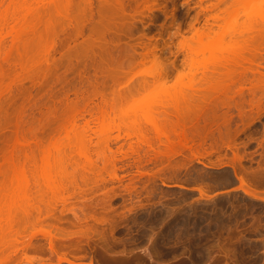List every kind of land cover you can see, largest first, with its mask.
Segmentation results:
<instances>
[{"label": "rangeland", "instance_id": "obj_1", "mask_svg": "<svg viewBox=\"0 0 264 264\" xmlns=\"http://www.w3.org/2000/svg\"><path fill=\"white\" fill-rule=\"evenodd\" d=\"M101 1L92 0V13L89 9L83 11L82 37H75L74 26L68 25L45 0L36 25L37 36H25L27 38L18 50L11 49L9 38L1 45L0 170L1 165L6 164L3 160L8 157L16 136L25 138L22 141H30L32 145L37 141L44 145L54 144L60 138L56 134L58 124L66 121L69 115H76L80 125H83V118L84 122L90 119L87 122L92 130L96 129L98 122L102 123L101 128L98 126L94 130L100 136L103 134L102 138L94 136V131L92 135L89 129L87 131L91 134H85L91 138L84 134L82 142L86 141L83 144L88 145V153L94 156L92 160L96 158L98 149H94L97 145L100 150L103 147L102 151L109 150L106 149L104 154L98 150L107 156V160L113 159L111 165L106 162L108 165L104 168L105 162L96 158L93 161L95 171L92 168L82 172L81 166L73 169L75 165L71 166V163L65 166L69 178L66 177L65 182L62 180L66 189L62 198L61 195H52L42 183L40 194H43L41 201L44 202L34 201L39 206V225L20 228L17 226L20 220H16L13 230L8 231L1 222V261L3 264H67L59 261L66 258L75 264H87L90 260L94 264H234L236 261V264H264V202L244 195L237 188L239 182L234 171L221 166L224 162L231 163L235 151L232 152L233 147L226 148V144L220 146L219 141L216 142L217 149L211 150L212 142L205 133L204 108L197 109L188 121H182L178 131L184 130V142L178 131H169L168 141L157 138L146 122L159 118L160 105L167 103L165 106H169L173 98L190 94L186 81L194 78L197 82L205 71L204 64H209V54L202 49L203 55L199 49L214 44L219 30L239 33L251 24L253 29L263 32L260 37H255L254 43L248 38L244 44L234 33L235 38L228 46L229 51L244 46L250 53L244 51L245 57L252 55L253 62L244 68L234 67L236 70H231L234 72L231 74L232 80L245 81L242 99L246 103L251 99L264 102V93L250 94L247 89L250 81L264 76V16H258L261 17V11L264 15V0H257L250 8L242 0H225L224 3L221 0L220 3L219 0H105L113 6L112 11L107 9L103 25H96V28L97 5ZM217 5L222 11H218ZM212 15H224L233 22L220 20V23ZM48 19L51 26L46 29ZM197 31L207 32V36L198 39L194 35ZM186 43L195 51L199 50L192 67L188 65ZM152 48L156 61L151 63V57L142 64V54ZM129 62L132 68H128ZM161 73H164L167 81L163 83L166 84L151 80L152 76L154 79ZM111 74L121 78L119 87L111 81ZM129 74L141 79L147 77V82L144 87L133 83L132 93L126 97L123 91L129 81L127 83L123 77ZM216 74V77L220 75ZM238 89L237 86L231 87L229 93L236 100ZM94 107H102L104 119L102 114L98 115L102 109L98 111ZM229 108L219 109L218 114L231 116L230 128L233 130L235 124L238 125L237 112ZM155 110L159 111L154 113ZM245 110L248 112L250 108ZM81 112L83 115L79 114ZM93 113L98 115V120H103L97 122ZM94 117L95 124L90 123ZM131 124L134 127H130ZM138 125L147 138L142 144L137 134V137L134 135L137 133L134 128ZM263 130L264 114H261L258 121L234 140L239 152L236 153L245 155L241 166L247 168L248 173L257 169L259 164L264 167V157L261 160L263 149L258 144ZM214 133L217 134V127H214ZM101 142L106 145H100ZM39 166L45 167L40 161ZM96 171L99 172L94 173ZM12 179L15 181L9 170L3 180L10 182ZM35 215L32 212L29 219L33 221ZM5 217L6 213L2 219ZM44 231L50 233L55 250L50 249V238ZM14 235L17 242L10 243ZM103 240L108 245L106 250L101 248L105 246ZM215 241L223 244L229 255L234 252V258L230 256L234 263L230 258V262H226L222 257L209 256L208 251L213 254L214 249L210 250L208 246H214ZM225 241L233 244L227 245ZM26 243L30 248L23 250ZM145 247L153 253V260L145 254Z\"/></svg>", "mask_w": 264, "mask_h": 264}, {"label": "bare ground", "instance_id": "obj_2", "mask_svg": "<svg viewBox=\"0 0 264 264\" xmlns=\"http://www.w3.org/2000/svg\"><path fill=\"white\" fill-rule=\"evenodd\" d=\"M5 1L6 0L0 1V50H1L2 43L4 42V40L6 38H9L11 41V46H10L11 49L18 50V48L21 45H23V41L27 38V37L25 38V36H32V37L37 36L36 25L40 19V9L45 6V4L43 3L45 0H7L6 3H5ZM223 1L225 2V0H221V3ZM236 1L237 0H234L233 2H236ZM238 1H241V0H238ZM242 1H243L244 5L248 4L249 8H250V5H253L257 2V0H242ZM79 2L72 3L70 0H48V3L52 6L55 13L59 14L61 16V18L64 19V21L68 25L74 26L73 28H74L75 37H78V36L82 37V34H83L82 22H81L82 17H83L82 16L83 11L89 9V11L92 13V10H91L92 0H82ZM218 2L220 3V0ZM99 3L100 4L97 5L98 6V20H97L98 22H96L94 26H96V25L100 26L101 24L103 25L104 15L109 10V8H110L109 11H112L111 8L113 7L111 4L108 5V2L105 0H103V2L101 1ZM5 4H7V5H5ZM119 8H120V10H121V8L123 9L122 6ZM221 9H222V7H221ZM221 9L218 6L219 12ZM258 10H260V9H258ZM216 11H214V12L217 13ZM223 12H226V11L224 10ZM261 13L263 14L262 11L260 12V14ZM262 14H261V17H260V15H258L259 18H262L264 16ZM251 16H253V15H251ZM212 17H214V16L212 15ZM215 17H214L215 19H219V22H220V20L223 21V23L225 22V20L227 21V23H230L231 20L233 22V19H231V20L225 19L224 15H223V17L222 16L218 17L216 15ZM216 23H217V21H216ZM251 25H249L250 27H248L247 30H245L244 32H239V33L234 32L235 34H237L236 38L237 39L240 38L241 40H243L244 44H245V42H247L248 38H250L249 42L254 43L255 37L256 36L260 37L261 34L263 33V32H260L258 30L253 29L254 27ZM50 26H51V21H50V19H48L46 22V27H47L46 29H48ZM97 27L98 26H96V28ZM219 27H220V25H219ZM221 29H222V27H221ZM92 31H91V33H92ZM209 31H211V30H209ZM220 31L221 30L218 31L219 34H215L217 37L215 36L216 40H213L214 44H210L211 46H208V47L207 46L202 47L199 49L200 51L197 50L200 53H202V51L205 50L203 52H205V53L207 52L213 61L210 58H207V59H209V64L205 63L204 65H206V66L202 65V66H204L205 71H203V72L201 71L202 72L201 76H200V78L198 77L199 79L197 80V82L195 80H193L194 78L193 79L190 78L188 81H186V83L188 82L189 87L187 86V88H189L190 94H187L186 96L183 94V95L177 96L175 98H173V96H176V95H173L172 96L173 102L170 100L172 103L171 102H170L171 104L168 103L169 106H165V105H167V103L164 104V106H162L163 104L162 105L159 104L161 106V108H159V110L161 109V112L157 113L159 110L154 111V113L159 114L161 117L159 116V118H157V119L153 118L154 120L151 119V121L149 120L150 122L149 121H146V122H147V124L151 125V127L149 125L148 126L154 131L157 138L163 137L166 139V141H168V134L167 133L169 131H171L172 133H177L176 131L180 130V127H181L180 125L182 124V121H184V120L188 121L192 117V114L197 109L204 108L205 117H206V121H207V129L205 130V133H206V135L209 136V138L212 142L211 150L212 149L215 150V148L217 149V143H218L217 141H219L218 144H222L220 146H224L226 144L227 145V147L225 146L226 148L230 149V147H233V148H231V149H233L232 152L235 151L233 154L234 156L232 157L233 159L230 160L231 163H228V162L225 163L224 162L223 164L221 163V166L230 167L234 171V177L239 182V186L237 188L239 190H241L244 193V195H246L247 197L252 198L256 201L258 200V201L264 202V167H261L260 166L261 164L258 163L259 165L257 166V169H254L251 171V173L250 172L248 173L249 170L247 171V168L245 169L243 167V165L241 166L242 160H245V159H243L245 155L244 154H241V155L238 154L239 152L237 151V148L235 146L236 144L234 141L235 138H237V136L241 132H243L245 129L249 128L254 122L258 121L259 118L261 117V114H264L263 113L264 112L263 100L258 99L256 101H253V99H251V100L247 101V103H246V101L244 99H242V95L244 94V89H245L244 88L245 87L244 86L245 81L243 79H238L237 81L232 80V78H233L232 74H234L233 71L236 70L235 68H237V67H243L244 68L245 65H248V64L251 65L252 64L253 60H252V58H250L252 55L245 57L244 53H246V52H244V51H247L248 49L245 50L244 46H243L244 48L242 47L243 49L241 47H238L239 49H236L237 51H234L232 48L231 49L233 51H231V49L229 51L230 46H228V45H229V43H231V39L234 37V33L233 32L227 33L225 31V29L221 32ZM194 35L198 39H201L202 36H205V35L207 36V32L204 33V32H198L197 31ZM213 38H214V36H213ZM226 38L228 39L227 41L225 40ZM191 39H193V37ZM183 42H182L183 43L182 45L185 46V41H183ZM53 46H54V43H53ZM148 47L149 46H147V48ZM185 50L187 52L188 65L192 67V65L194 66V64H196L194 62L195 61L194 56L197 55V51H195L194 48H191L190 44H188V43H186ZM227 51L231 52V53L233 52V53L228 54ZM247 53H249V51H247ZM155 56L156 55L153 52V48L150 49V51H149V49H147V51L142 54V61H141L142 64L144 61L146 62V60H148L151 57L153 59L151 58L149 60L150 61L152 60L151 61V63H152L154 58L156 59ZM5 57L7 59L8 54L5 55ZM150 61H148V62H150ZM154 61H156V60H154ZM197 66L199 67V65H197ZM129 67H131L130 62L128 64V68ZM249 67H251V66H249ZM204 68H203V70H204ZM200 69H202V68H199V70ZM247 69H248V67H247ZM132 70L133 69H131V71ZM231 70H233V71H231ZM129 71H130V69H129ZM219 71H222L221 72L222 74L218 73ZM227 71H230V72H227ZM216 73H218V74H216ZM132 74H134V72ZM214 74H216V75L220 74V75L218 77H216ZM116 75L117 74H115V75L111 74L110 79L113 83L117 84L119 87L122 84V82L120 80L121 78L119 79ZM127 75H128V73H127ZM129 76L123 77V79H127V83L129 81L127 86H125V88H124L125 90L123 91V94H125L126 97L132 93V89L134 88L133 86H135L133 83H137V85L139 87H144L146 85V82H147V81L145 82V78H147V77L143 76V78L141 79V78H136L131 74H129ZM190 76H192V75H190ZM192 77H194V76H192ZM165 79L166 78L164 76V73H161L160 75L158 74V77L154 78V79H153V76L151 77V80H153V82L156 81L158 84L167 81ZM178 81L182 82L183 80L182 81L178 80ZM180 82H178V83H180ZM184 83H182V84H184ZM163 84H166V83H163ZM248 84H249V87L247 89H248V92L250 94H254L257 91L261 92L262 94L264 93V76H260L259 79L254 80V81H250ZM234 86H237L239 88L238 92H237V97H238L237 100L229 95L230 88L234 87ZM125 95L123 97H125ZM102 105H104L103 102H102ZM102 107H104V106H102ZM102 107L101 108L96 107L97 109L95 107L94 108L96 110H98V109L101 110ZM229 107L236 109V112H237V118H238L237 123H238V125L235 124L236 127L233 130H232V128H230L231 116L218 114L219 109H221V108L230 109ZM246 107L250 108V110L248 112L245 110ZM253 108L255 109L254 112L251 111ZM102 110L100 112H98V111H96V112H98V115L102 114L103 119H104L105 111L104 110L102 111ZM79 114L83 115V112H81ZM84 114H85V112H84ZM94 115L97 116L96 117V119H97L98 115L97 114H94ZM79 116L77 115L78 118H79ZM171 116H173V119H171ZM82 118H83V116H82ZM67 119H66V121L64 120V122H60L58 124V126H57L58 131L56 130V134L58 137L60 136L61 139L59 138V140H57L54 144L50 143L48 145H44L42 142L39 143L37 141V143L32 145V144H30V141L29 142H27V141L23 142L22 139L26 140L25 138H19L18 139L19 136L18 137L16 136L14 138L13 144L11 143L12 147H10V149L8 151V153L9 152L10 153L7 154L8 157L6 156L7 158L5 160H3L4 163L6 162L7 165L6 164L1 165L2 170H0V225L2 223L4 224V225L2 224L5 227L4 230L5 229L8 231L13 230V227L16 224V222H15L16 220H20V222H18V224H17V226H19L20 228H25L26 225L35 228L36 225H39V217H40L39 206H37L34 203V201H36V199L38 201L42 200L43 194H40L41 193L40 186L43 183V185H45L47 187V189H49L48 191H50V193L52 192L51 193L52 195L55 194V196H56V194H57L60 196L64 192V190L66 191V189H64L65 186H63L65 184L62 185V182H63L62 180H64V182H65L66 177H68V176H66L68 173H66L65 166H68L69 163L72 164L71 166L75 165L72 167L73 169L78 168V167L79 168L82 167L81 168L82 172L87 170V169H89V170H92V168H93V170L96 169L93 167L95 164V162H93V161L94 160L96 161V158L103 160V161H101L102 163L105 162V164L103 163L104 168H105L107 163L110 164V160L112 158L110 160L108 159L109 160V162H108L107 156L102 155V154H104V151L106 152L108 150L107 148H106L107 150L104 149L102 151L103 147L101 148V146H100V148H101V150H100L98 148V145H97V148L95 147L96 149H94V150L98 149L99 151L102 152V154L97 150V152L95 153L96 158H94L92 160V158L94 156L92 157L91 156L92 154L88 153L87 148H86L88 145L85 143V145H86V147H85L83 144L86 141L82 142V139H84L85 135H87L85 133H90V131L88 132L87 130H89V129L92 130L89 123H88L89 122L88 120H90V119H87L88 122L87 121L84 122L85 118H83L84 119V121H82L83 125L77 124L76 115H74L73 117H72V115H69ZM91 119H93V118H91ZM96 119L94 117V119H93L94 121L92 120L93 122H90V123L95 124ZM102 120L97 119V122L102 121ZM98 123H99L98 125H95L96 129L98 126H100V128H101L102 123H100V122H98ZM131 123H133V122H131ZM133 124L136 125L135 123H133ZM133 124H131L130 127H132ZM95 126L93 125V127H95ZM128 126L129 125H127V127ZM136 127H137V125H136ZM214 127H217V134L214 133ZM96 129H93L91 131L92 135L94 132H96V131H94ZM132 130H133V128H132ZM134 131L137 132V133L134 132V135L136 136V134H137L138 137L137 136L136 137L138 138L139 143H141V144L145 143V140H147V138L145 139V137H146V136H144L145 133H143V131H141L140 126L136 129L134 128ZM100 132L102 133L101 129H100ZM178 132L179 133H177V134H179L181 136V140L184 142L185 141L184 130L182 129L181 131H178ZM88 135L86 136V138L88 137ZM97 135H98L97 132L94 133V136H97ZM101 136L98 135L97 137H101ZM22 137H24V136H22ZM20 139L22 142L20 141ZM96 139H99V138H96ZM104 140L106 141V139H104ZM25 142H27V143H25ZM34 142H36V141H34ZM28 143L30 145H28ZM103 143L105 144L106 142H101L100 145H102ZM231 143L233 145L234 144L235 145L233 146ZM229 144L232 146H230ZM258 144L263 149L262 150V152H263L262 156L260 154L261 160H262V157H264V130H263L262 138L259 139ZM235 148H236V150H234ZM88 150H89V148H88ZM19 152L21 154H19ZM90 152H91V150H90ZM236 152H238V153H236ZM109 158H110V156H109ZM232 160H233V162H232ZM39 161L41 163H43V166H45L44 168H41V166H39ZM8 169L10 170V172L13 173V176L15 177V181L13 179L10 182H6L5 180H3V177L5 178L6 174L9 171ZM89 170L87 172H90ZM255 170H257V171H255ZM97 172H99V171H96L94 173H97ZM3 173H5V174L3 175ZM247 174H250V175H247ZM98 175H99V173H98ZM247 176H251V178H249ZM72 177H73V174H72ZM1 178H2V180H1ZM62 178H65V179H62ZM58 179H59V181H58ZM179 187L182 188V186H179ZM33 189L35 190V193H36V194L34 193L35 195L33 194ZM198 191L200 193H202L200 190H198ZM34 196L35 197L37 196V197L34 198ZM60 197L62 198V197H64V195L63 196L61 195ZM41 202H44V201H41ZM45 203H47V202H45ZM33 210H35V212H37L39 214V216H37L38 214L35 213ZM32 212L34 213V215L37 214L34 216V218L35 217L36 218L33 219V221H31L29 219ZM5 213H6V217L3 220L2 218L4 217ZM20 218H22V220ZM3 226L2 227L0 226V231H1V229H3ZM44 233H45V235H48L50 238V243H49L50 249L55 250V244L53 243V241L51 239L50 233L47 231H44ZM110 233H111V231H110ZM100 237L103 238V236H100ZM150 238H151V236H150ZM11 241L12 242H10V243H16L17 242V238L15 235L13 236ZM169 241L171 242V240H168V242ZM216 242L217 241H215L214 246H212V245L208 246V247H211V249L209 248L210 250L214 249V252H216V253L211 251L214 255L210 254V251H208L209 253L207 251H205V252L208 253L209 256L212 255L213 256L212 258L222 257V259H225L224 261L230 262L231 257L234 258V255H233L234 252L230 253V255H229V250L227 248H225V246L223 244H219ZM225 242H227L226 243L227 245L233 244L230 241H225ZM228 242H230L231 244H229ZM191 243H193V242H191ZM103 245H105V246H101V248L106 250L108 245L104 242V240H103ZM167 245H168V243H167ZM229 247L230 246H228V248ZM29 248H30V244L26 243V245L23 247V250H25V249L27 250ZM204 248H207V247H204ZM215 249H216V251H215ZM182 250H185V248ZM188 250H190V249H188ZM144 251H145V254H147L148 258H150V260L154 259L153 253L150 252V250H148V248L145 247ZM196 251H197V249H196ZM175 254H176V252H175ZM179 255H181V254L179 253ZM197 257H199V256L197 255ZM207 260L210 261L212 259H210V260L207 259ZM59 261H64L67 264H75L74 262L69 261L66 258H60ZM197 261H199V260H197ZM231 261H232V263H234V259H231ZM199 262H201V260ZM1 263L3 264L4 262L1 261V259H0V264ZM205 263H206V261H205ZM236 263H238V262L236 261ZM236 263H234V264H236ZM239 263H240V261H239ZM87 264H94V262L92 260H90Z\"/></svg>", "mask_w": 264, "mask_h": 264}]
</instances>
